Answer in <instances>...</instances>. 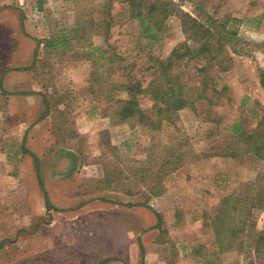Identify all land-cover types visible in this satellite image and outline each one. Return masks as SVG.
I'll return each instance as SVG.
<instances>
[{
	"label": "rangeland",
	"instance_id": "374dc122",
	"mask_svg": "<svg viewBox=\"0 0 264 264\" xmlns=\"http://www.w3.org/2000/svg\"><path fill=\"white\" fill-rule=\"evenodd\" d=\"M0 1V264H264L255 244L264 208L232 252L220 253L204 227V214L237 188L264 189V161L203 156L235 121L251 130L260 119L264 0H172L178 14L160 41L143 37L118 0ZM182 13L221 38L229 70L215 72L217 90L226 87L218 104L197 101L159 131L114 123V100L128 94L111 93L106 79L91 86L97 49L114 46L148 81L150 57L186 39ZM199 65L181 64L190 85ZM178 146L184 163L159 178L156 158L167 163Z\"/></svg>",
	"mask_w": 264,
	"mask_h": 264
},
{
	"label": "trees",
	"instance_id": "16d2710c",
	"mask_svg": "<svg viewBox=\"0 0 264 264\" xmlns=\"http://www.w3.org/2000/svg\"><path fill=\"white\" fill-rule=\"evenodd\" d=\"M118 1L126 5L125 10L130 19L139 20L142 36L152 41L161 40L167 21L171 16L178 14L172 0ZM180 16L186 39L178 43L168 55L150 57L148 81L138 77L135 72L136 63L131 58L118 53L114 46L104 50L97 49V61L91 72V86L98 85L102 79H106L109 81L111 93L128 94L125 99H113L117 105L114 123L122 124L137 120L142 126L159 131L165 123L176 126L179 113L188 108L194 110L197 101L206 100L210 105L218 104L226 87L221 91L217 90L215 72L218 70L219 73H223L229 70V65H224L227 55L224 54L221 38L211 25L203 24L188 13H182ZM223 27V31L226 32L225 26ZM194 60L200 62L197 68L198 83L190 85L185 72L181 69V64L184 61ZM107 64L109 66L107 71H102ZM261 84L264 88V76L261 78ZM144 98L152 102L149 111L141 105V100ZM47 114L48 111L41 118H45ZM177 153L180 154L176 155ZM168 154L167 158L162 159L167 162L163 165L159 157L156 158L163 169L162 176L159 175V178L176 172L184 163L181 160V155L184 153L179 146ZM174 156L175 158H172ZM203 156L232 160H242L246 156H252L264 161V106L261 107L260 119L253 129L249 130L242 122L235 121L228 128L226 140L220 145L206 149ZM32 157L39 184L45 192L46 206L51 209L52 205L44 189L41 161L35 155ZM246 186V189L241 188L242 186L237 188L223 198L211 212L204 214V227L214 235L215 244L220 253L240 249L254 212L264 208V189L253 184ZM253 186L256 189L252 192ZM160 193L153 194L160 195ZM155 214L158 218L157 228H160L163 218L161 214L157 212ZM255 244L256 251L260 252L264 246V231L258 233ZM104 262L101 261L99 264Z\"/></svg>",
	"mask_w": 264,
	"mask_h": 264
},
{
	"label": "crops",
	"instance_id": "0c3cea01",
	"mask_svg": "<svg viewBox=\"0 0 264 264\" xmlns=\"http://www.w3.org/2000/svg\"><path fill=\"white\" fill-rule=\"evenodd\" d=\"M1 4H2V3H1V1H0V6H1ZM104 261L106 262V260H104ZM105 262H104V263H105ZM104 263H103V264H104ZM98 264H99V263H98Z\"/></svg>",
	"mask_w": 264,
	"mask_h": 264
}]
</instances>
